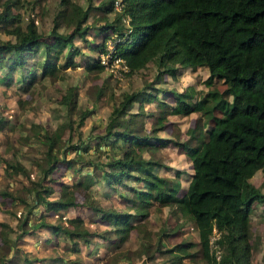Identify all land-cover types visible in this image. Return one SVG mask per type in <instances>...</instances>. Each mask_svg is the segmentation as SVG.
Returning <instances> with one entry per match:
<instances>
[{
    "label": "trees",
    "instance_id": "obj_1",
    "mask_svg": "<svg viewBox=\"0 0 264 264\" xmlns=\"http://www.w3.org/2000/svg\"><path fill=\"white\" fill-rule=\"evenodd\" d=\"M5 1L4 9L0 11V25L12 23V27L7 30L14 34L15 39L0 37V67L7 63V69L12 70L16 65L26 64L28 54L40 43L44 44L47 54L45 60L40 62L43 73L54 74L59 66L66 68L77 64L75 55L81 49L73 43V37L79 35L86 39L85 34L92 26L91 22H86L91 5L83 7L72 0H61L63 7L56 18L68 10L72 32L58 30L55 23L49 32L51 40L44 41L34 18L28 15L22 27L16 23L17 13H12L9 8L10 1ZM121 2L122 12L116 11L112 20L103 23L100 28L103 31L102 39L93 48L105 51L104 41L114 34L120 37L115 43L114 54L126 61V73L145 66L150 60H155L159 67L158 79L164 71L173 73L174 63L191 68L206 65L210 78L223 80L226 87L223 90L214 88L195 101L190 100L193 97L191 87L183 91H171L175 107L163 98L158 99L157 94L145 88L124 91L121 99L111 107L105 132L96 135L98 141L94 147L108 155L106 161H97L99 165L92 159H86V162L97 166L98 177L106 184L142 180L143 188L132 187L135 197L131 200L139 206H145L151 199L175 204L182 215L194 222L200 258L205 262L253 264L249 241L250 211L253 201L264 203V191L251 179L257 170L264 169V0ZM96 7L105 12L113 11L115 0H106ZM60 56H63V62L58 63ZM86 67L101 70L104 64L97 57ZM74 90V86L70 87L68 95L64 96L69 107L76 101ZM155 98L159 111L155 115L149 114L155 116L154 122L159 125L163 124L167 114L177 110L184 114L202 110L208 117H214L210 126L201 129V137L197 139L199 142L194 145L181 143L193 168L181 195L177 194L179 181L168 182L170 185L166 186L168 179L154 172L153 167L159 164L158 161L136 155L145 149L152 151L166 146V139L147 135L142 132L143 125H136L137 116L143 113L144 103ZM134 102L138 103L137 111H130ZM215 109L221 114L214 115ZM88 112L90 110L86 109L81 112L78 124L83 123ZM5 121L0 117V129ZM34 125L37 127L36 137L45 145V162L41 164L40 175L31 177L29 172L26 173L30 182L24 186V195L10 191H4L3 194L26 207L21 235L37 225H44L54 233L64 232L73 242L72 249L79 250L78 239L88 242L94 234L85 225L81 215H68L65 224L47 222L44 214H40L39 221L28 223L27 214L35 212L39 204L55 213L77 205L72 185L60 182L59 195L51 197L54 187L47 180L58 161H64L67 166L73 164L72 158L66 155L67 149H72L76 159H80L77 154L91 147L90 139L69 143L55 131L47 128L40 131V125ZM101 144H104V149ZM5 162L6 166L8 163L26 171L19 162ZM95 167L94 171H82V167L74 166L75 170L82 171L77 185L82 183L84 187H89L94 182ZM90 193L86 190L87 196ZM93 210L102 218L112 221L115 230H129L131 213L128 211L98 206ZM214 227L219 231L216 242L222 250L219 259L210 249V236ZM11 229L8 222L0 220V264H18L20 261L12 248L9 236ZM185 244L183 242L175 246L174 249L181 248L183 252L174 255L176 259L196 254L188 251Z\"/></svg>",
    "mask_w": 264,
    "mask_h": 264
},
{
    "label": "rangeland",
    "instance_id": "obj_2",
    "mask_svg": "<svg viewBox=\"0 0 264 264\" xmlns=\"http://www.w3.org/2000/svg\"><path fill=\"white\" fill-rule=\"evenodd\" d=\"M0 1L1 11L6 1ZM9 1L11 12L17 13L18 16L16 23L23 27L28 15H31L44 41L51 40L49 32L55 23L58 30L72 32L73 25L68 22V10L56 18L58 11L63 7L61 0ZM72 1L83 7L91 5L86 22L92 23L85 34L86 39L80 38L79 35L73 37V43L81 49V52L75 55V66H59L54 74L43 73L40 62L45 60L47 54L44 44L40 43L28 54L26 64L16 65L12 70L7 69V63L0 67V117L6 120L0 129V220H5L12 226L9 236L13 243L12 248L20 257L18 264H209L200 258L194 222L182 215L175 204H164L157 199H151L145 206H139L131 200L135 197L132 187L143 188L142 180L106 184L98 177L97 166L87 163L86 159H92L95 163L106 161L108 155L94 147V143L98 141L96 135L105 132L111 107L121 99L124 91L145 88L158 94L162 91H183L191 87L193 97L190 100L195 101L214 88L223 90L226 83L221 79L210 78L206 65L191 68L174 63V72L164 71L159 79V67L155 60H150L145 66L131 73H114L105 67L101 70L87 68V63H91L103 53L96 47L93 48V45L102 39L101 26L105 21L112 20L116 11H122L114 8L113 11L105 12L96 7L106 0ZM122 21L125 22L126 19ZM10 27V22L0 25L1 38L15 39L14 34L7 30ZM111 35L114 36L110 34V37ZM57 62H63V56H60ZM73 86L76 101L69 107L68 102L64 101V96L68 95V90ZM157 98L159 99L158 96ZM173 99L171 95L166 96V102L175 107L176 102ZM144 104L143 113L137 116L136 125H143L142 132L147 135L166 139V146L152 151L145 149L136 155L158 161L159 164L153 167L154 172L166 177L167 183L179 181L177 194L181 195L193 173L191 161L181 143L194 145L199 142L197 139L201 137V129L210 126L214 117H208L202 110H193L186 114L177 110L167 114L163 124L159 125L154 122V115L159 111L156 98ZM135 105L132 111H137L134 110ZM84 109L90 112L83 123L78 124ZM220 114L221 112L215 109L214 115ZM34 124L40 125V131L43 128L55 131L69 143L90 139L91 147L77 154L85 161L76 159L74 151L67 149L66 155L72 158L73 164L67 166L64 161H58L47 180V183L54 187L51 197L59 195L60 182L72 185L77 205L55 213L39 204L35 212L27 214L28 223L39 221L40 214H44L47 222L65 224L68 215H81L85 225L94 234L88 242L78 239L77 244L81 248L79 250L72 249V240L62 231L56 234L49 230V236L41 237L39 230L48 229L44 225H37L30 232L21 235L26 207L16 204L11 196L3 194L4 191H10L24 195V186L30 182L26 173L29 172L31 177L40 175L41 164L45 162V145L36 137L37 127ZM103 147L104 144H101L102 149ZM6 160L23 164L26 171L8 163L6 166ZM74 166L82 167V171H94L95 167L94 182L89 187H84L82 183L77 185L82 171L75 170ZM251 179L264 191V169L257 170ZM167 183L166 186H169ZM85 189L91 192L88 196ZM95 206L106 209L113 207L131 213L129 230H115L112 221L104 220L93 210ZM250 226L251 259L253 264H264V203L252 202ZM122 235L124 237L120 240ZM183 242L186 243L188 251L196 254L183 255L178 260L174 255L183 252L181 248H174Z\"/></svg>",
    "mask_w": 264,
    "mask_h": 264
},
{
    "label": "built area",
    "instance_id": "obj_3",
    "mask_svg": "<svg viewBox=\"0 0 264 264\" xmlns=\"http://www.w3.org/2000/svg\"><path fill=\"white\" fill-rule=\"evenodd\" d=\"M121 5H122L121 0H115L116 9L122 10ZM109 37L106 38L105 40L106 49L105 51H103V53L100 54L99 60L102 64H104V67L110 70L111 72L116 73V71H119V74H122L123 72H126L128 70V65L124 60V58L118 56L117 54H114L115 43L120 39V37L116 35L114 36L111 35L112 38ZM218 235L219 232L214 227L213 233L210 236V249L217 259H219L222 252L219 244L216 242V238L218 237Z\"/></svg>",
    "mask_w": 264,
    "mask_h": 264
},
{
    "label": "crops",
    "instance_id": "obj_4",
    "mask_svg": "<svg viewBox=\"0 0 264 264\" xmlns=\"http://www.w3.org/2000/svg\"><path fill=\"white\" fill-rule=\"evenodd\" d=\"M160 80H162V79H160ZM158 97H159V99H161V98H164L165 100H166V96H169V95H171L172 96V92L171 91H169V93H166V91H162V92H159L158 94ZM172 98H173V96H172ZM151 102V101H150ZM134 104H136L135 105V109L134 110H137L136 109V107H138V103L137 102H134L133 103V106L131 107V109H130V111L132 110V108L134 107ZM144 107H145V104L143 105ZM72 207H74V206H72ZM58 213V212H57ZM104 219V218H103ZM104 220H106V219H104ZM106 221H108V220H106ZM39 232L41 233V237H44V236H49V230L48 229H40L39 230ZM57 234V233H56ZM47 238V237H46ZM253 262V261H252Z\"/></svg>",
    "mask_w": 264,
    "mask_h": 264
}]
</instances>
